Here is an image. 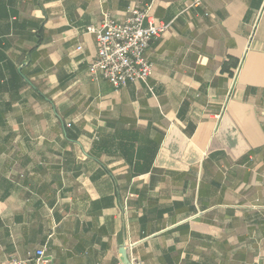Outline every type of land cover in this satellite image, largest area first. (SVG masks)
<instances>
[{"label":"crops","instance_id":"obj_1","mask_svg":"<svg viewBox=\"0 0 264 264\" xmlns=\"http://www.w3.org/2000/svg\"><path fill=\"white\" fill-rule=\"evenodd\" d=\"M170 28L148 84L90 71L109 14ZM264 264V0H0V264Z\"/></svg>","mask_w":264,"mask_h":264},{"label":"built area","instance_id":"obj_2","mask_svg":"<svg viewBox=\"0 0 264 264\" xmlns=\"http://www.w3.org/2000/svg\"><path fill=\"white\" fill-rule=\"evenodd\" d=\"M169 28L170 24L157 20L151 14V6L130 9L122 21L105 15L99 27H87V31L94 34L97 46V56L90 63L91 73L107 80L115 88L134 82L148 84L153 73L148 50L152 41ZM8 264L53 263L46 249L39 248L25 258L11 256Z\"/></svg>","mask_w":264,"mask_h":264},{"label":"water","instance_id":"obj_3","mask_svg":"<svg viewBox=\"0 0 264 264\" xmlns=\"http://www.w3.org/2000/svg\"><path fill=\"white\" fill-rule=\"evenodd\" d=\"M125 262H127V264H129V259L125 258Z\"/></svg>","mask_w":264,"mask_h":264}]
</instances>
